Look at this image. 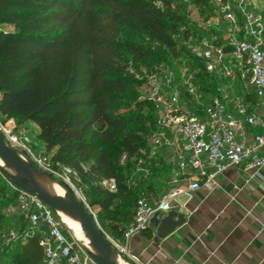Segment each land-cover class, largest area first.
<instances>
[{
	"label": "trees",
	"instance_id": "trees-1",
	"mask_svg": "<svg viewBox=\"0 0 264 264\" xmlns=\"http://www.w3.org/2000/svg\"><path fill=\"white\" fill-rule=\"evenodd\" d=\"M189 5H201L203 20L216 16L210 0H0V25L11 26L0 29V119L35 124L49 163L74 170L79 192L95 219L107 221L101 231L112 239L132 220L136 198L155 197L173 168L163 158H144L146 173L136 170L156 129L146 76L185 69L201 91H213L215 77L182 42L191 35L222 45L225 24L198 26ZM260 12L264 18V2ZM108 178L113 192L99 184ZM26 232L17 229V251L0 256V264H43L38 237Z\"/></svg>",
	"mask_w": 264,
	"mask_h": 264
},
{
	"label": "built area",
	"instance_id": "built-area-1",
	"mask_svg": "<svg viewBox=\"0 0 264 264\" xmlns=\"http://www.w3.org/2000/svg\"><path fill=\"white\" fill-rule=\"evenodd\" d=\"M210 1L215 5V20H202V25L217 26L223 21L225 43L217 46L205 37L191 35L182 43L215 77L213 91H201L193 73L185 69L175 74L160 68L146 76V96L155 105L156 129L149 136L146 154L135 162L136 170L146 173L144 158H163L173 168L165 190L157 198H136L132 220L122 233L124 242L146 229L152 219L175 209L180 195L199 187H216L217 177L227 169L243 166L257 175L264 165V155L260 154L264 148V115L248 108L244 99L228 89L230 79L237 77L241 87L251 88L253 96L264 104V18L252 0ZM227 45L230 54L222 52ZM246 127L259 130L248 143L237 141L236 134ZM0 133L8 146L40 171L53 176L58 171V178L67 185H71L70 178L76 179L70 167L60 163L52 166L46 156L35 155L27 145L30 137L17 129L12 118L0 119ZM99 184L110 192L116 190L113 178L102 179ZM9 188L15 195L13 210L29 229L24 236L38 237L43 264H96L85 253L80 254L57 212L14 183L9 182Z\"/></svg>",
	"mask_w": 264,
	"mask_h": 264
},
{
	"label": "crops",
	"instance_id": "crops-1",
	"mask_svg": "<svg viewBox=\"0 0 264 264\" xmlns=\"http://www.w3.org/2000/svg\"><path fill=\"white\" fill-rule=\"evenodd\" d=\"M228 86L248 108L264 115V104L251 88L234 79ZM258 130L246 127L236 140L248 143ZM260 154L264 155V148ZM254 174L243 166L229 168L217 177L216 187L180 195L174 210L183 213V223L159 238L155 236L159 219L154 218L126 242L113 238L118 256L127 264H264V165ZM165 188L150 198H157ZM100 222L103 227L107 223Z\"/></svg>",
	"mask_w": 264,
	"mask_h": 264
},
{
	"label": "water",
	"instance_id": "water-1",
	"mask_svg": "<svg viewBox=\"0 0 264 264\" xmlns=\"http://www.w3.org/2000/svg\"><path fill=\"white\" fill-rule=\"evenodd\" d=\"M230 51V46L227 45L222 47L223 53H228ZM0 159L28 182L24 183L7 174L15 185L32 194H35L55 212L58 213V211H62L76 219L77 223L84 230V233L86 234L90 244L96 250L97 257H91L94 263L115 264L112 255H118V248L108 241L104 233L96 224L91 210L75 190L71 188H64V195L60 196L57 194L49 193L44 188L39 186L35 182L34 176L44 175L48 177L47 174L37 169L29 160L22 157L13 148L8 146L4 142L1 133ZM183 221V213L174 209L167 211L162 215L155 227V236L159 238L166 236L177 226L183 223Z\"/></svg>",
	"mask_w": 264,
	"mask_h": 264
},
{
	"label": "rangeland",
	"instance_id": "rangeland-1",
	"mask_svg": "<svg viewBox=\"0 0 264 264\" xmlns=\"http://www.w3.org/2000/svg\"><path fill=\"white\" fill-rule=\"evenodd\" d=\"M252 1H253V4L255 6H257L258 8H261V6H262V4L264 2V0H252ZM187 9L189 10V14H190L191 18L194 19L195 23L198 26H202L203 27V25H202V20L203 19L201 17L197 16V13L201 12V5H199V6L189 5L187 7ZM210 19H212L211 21H214L215 17H211ZM0 29L1 30H11V26L2 24V25H0ZM226 54H230V53H226ZM13 122L16 125L17 129L25 132L30 137L31 140L27 144L29 149L35 155H38V156L44 155V156H46L44 154V149H43L42 143H40V141H38L36 139L37 128H36L35 124H33V123H18L16 120H13ZM47 176L49 177L50 180L55 181L57 184L63 183V181L60 178H58V171H57V175L53 176V175H48L47 174ZM24 181H25V179H24ZM63 184H65V183H63ZM70 184L71 185H67V184H65V185L68 188H71V189L75 190L78 193V195L84 200V198L82 197L81 193L79 192V188L77 187V184H76L74 179L70 178ZM158 186L160 187L161 183H158ZM156 190H158V189L156 188ZM141 195H143V193ZM84 202H85V200H84ZM14 207H15V205H14L13 199H11V195H10L9 182L0 173V212L3 214V218L0 221V256H4V257H6V256L14 253L15 251H17L18 245L15 242V240H16L15 235L17 233V229L19 227L23 226V229L25 231L29 230L27 225H26V223L23 221V219L18 216L16 211L13 210ZM92 214H93V212H92ZM94 219H95V217H94ZM60 220H61L62 224L64 225L63 219L60 218ZM95 221H96V224L98 225V227L100 229L104 228L99 220L95 219ZM67 230L69 231L68 228H67ZM11 233H14V235L11 236L10 235ZM71 236H72V234H71ZM23 237H24V235H23ZM72 238L74 240H76L74 237H72ZM76 241L75 242L73 241V242H74L75 246L79 249L80 254H82L83 251L85 253L89 254V252H87L78 243V241L77 242Z\"/></svg>",
	"mask_w": 264,
	"mask_h": 264
},
{
	"label": "bare ground",
	"instance_id": "bare-ground-1",
	"mask_svg": "<svg viewBox=\"0 0 264 264\" xmlns=\"http://www.w3.org/2000/svg\"><path fill=\"white\" fill-rule=\"evenodd\" d=\"M0 167L4 171H6L11 177H14V178H16L22 182L24 181V179L20 175H18L15 170H13L8 165H6L1 159H0ZM34 180L39 186L44 188L47 192L57 194L60 196L64 195V187L61 186L60 184H57L55 181L50 180L48 177H46L44 175H37V176H34ZM24 183H28V182L25 180ZM58 216H59V219L60 218L63 219L64 225L69 229L70 232L66 229V227L62 224V222L60 220L61 224L67 230L70 237L71 238L74 237L78 241V243L87 252H89V254L85 253L84 251H83V253H85L90 258L91 257L96 258L97 257L96 250L90 244L86 234L84 233V230L77 223L76 219L74 217L67 215L66 213H64L62 211H58ZM70 233L72 234V236ZM72 240L75 242V240L73 238H72ZM112 257L114 259L115 264H127L118 255L113 254Z\"/></svg>",
	"mask_w": 264,
	"mask_h": 264
}]
</instances>
